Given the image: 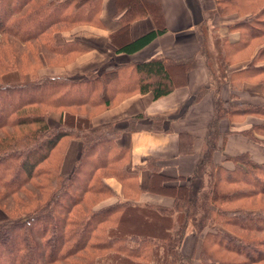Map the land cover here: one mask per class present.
<instances>
[{
  "label": "trees",
  "instance_id": "16d2710c",
  "mask_svg": "<svg viewBox=\"0 0 264 264\" xmlns=\"http://www.w3.org/2000/svg\"><path fill=\"white\" fill-rule=\"evenodd\" d=\"M100 3L0 0V264H194L180 250L188 227L200 242V264H264V238L258 237L264 201L249 206L264 196V161L248 153L215 160L224 117L253 118L242 133L264 144V98L241 100L244 81L264 96V42L254 44L264 36V0H214L218 13L243 19L231 27L239 32L236 41L215 35L212 50L203 46L207 66L228 93L216 88L201 161L187 185L165 184L168 177L154 160L146 164L147 190L171 196L172 207L127 199L95 208L111 194L105 176L120 180L127 198L138 189L136 175L124 166L127 147L116 142L119 129L92 130L91 116L133 90L154 99L167 95L186 84L194 66L190 57L158 56L80 78L53 72L83 52L74 41L56 42L54 33L97 22ZM115 3L120 23L110 40L117 52L132 53L166 31L159 0ZM147 14L155 28L127 40L130 22ZM243 51L248 58L229 71V57ZM50 113L59 115L56 128L49 127ZM71 137L80 138V149L70 174L62 175ZM192 139L180 133V151Z\"/></svg>",
  "mask_w": 264,
  "mask_h": 264
},
{
  "label": "crops",
  "instance_id": "0c3cea01",
  "mask_svg": "<svg viewBox=\"0 0 264 264\" xmlns=\"http://www.w3.org/2000/svg\"><path fill=\"white\" fill-rule=\"evenodd\" d=\"M159 2L166 31L132 53L117 52L118 43L110 40V34L118 29L120 23L121 12L115 0H101L97 22L80 24L70 31L54 33L56 42L74 41L83 48V52L72 61L53 68V72L72 78L83 77L90 71L100 72L107 67L147 61L158 56L176 59L190 57L194 61L184 86L156 99L149 92L133 90L129 95L91 116L89 128L92 130L108 124L119 129L116 142L127 147L124 166L136 175L138 189V192L134 191L137 192L135 197L127 198L121 181L114 176H105L102 181L111 194L98 201L95 208L127 199L138 204L172 207L171 196L147 190L150 178V170L146 165L148 159L154 160L160 172L168 177L165 184L187 185L196 164L201 161V149L208 123L215 114L216 88L221 87L223 96L228 93V85L218 83L210 66H207L203 46L212 50L215 35L226 38L229 42L236 41L239 32L231 27L242 20L243 16L236 12L218 13L214 0ZM154 28V21L149 14L138 16L130 22L125 38L134 39ZM243 63V59H236L228 69H237ZM251 91L255 92V98H264L256 85L249 81L242 82L241 96L251 97ZM47 120L50 128L58 127L57 113H50ZM252 120L251 117L239 116L221 119L218 127L221 148L215 153L216 161L221 162L224 155L240 153H248L255 161H264V144L254 142L242 133ZM229 130L232 132H227ZM180 133H188L193 137L191 143L181 145V151ZM80 143L78 137L69 138L60 165L62 175H68L72 171ZM199 243L194 231L188 227L180 250L185 255H192L194 264H200Z\"/></svg>",
  "mask_w": 264,
  "mask_h": 264
},
{
  "label": "rangeland",
  "instance_id": "374dc122",
  "mask_svg": "<svg viewBox=\"0 0 264 264\" xmlns=\"http://www.w3.org/2000/svg\"><path fill=\"white\" fill-rule=\"evenodd\" d=\"M149 1V0H148ZM264 42V36H262L259 40H257L256 42H254V44H257V45H259V44H261V43H263ZM206 45H209V44H206ZM246 51V50H245ZM248 56H249V54H246V52H239L238 54H235V55H233V56H231V57H229V59H230V61H236V59H239V60H242V59H246V58H248ZM259 59H264V53H262L261 54V56H259ZM254 90V89H253ZM255 91V90H254ZM254 91H251V97L250 96H248V97H245L244 96V98L241 96V100H248V101H259V100H262V99H259L258 97L257 98H255V92ZM255 199H257L255 202L253 201V202H249L248 204H249V206L250 207H252V206H256V205H259V202H261V201H264V196H260V197H257V198H255ZM3 216V214L0 212V218ZM258 237L259 238H264V234H262V233H260L259 235H258Z\"/></svg>",
  "mask_w": 264,
  "mask_h": 264
},
{
  "label": "bare ground",
  "instance_id": "6f19581e",
  "mask_svg": "<svg viewBox=\"0 0 264 264\" xmlns=\"http://www.w3.org/2000/svg\"><path fill=\"white\" fill-rule=\"evenodd\" d=\"M135 12V11H134ZM137 12V11H136ZM135 14V13H134Z\"/></svg>",
  "mask_w": 264,
  "mask_h": 264
}]
</instances>
